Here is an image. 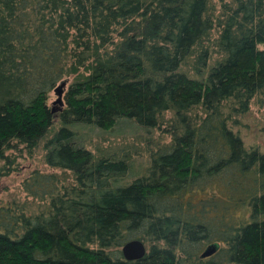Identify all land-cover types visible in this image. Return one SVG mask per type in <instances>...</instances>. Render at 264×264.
Instances as JSON below:
<instances>
[{"label":"trees","instance_id":"16d2710c","mask_svg":"<svg viewBox=\"0 0 264 264\" xmlns=\"http://www.w3.org/2000/svg\"><path fill=\"white\" fill-rule=\"evenodd\" d=\"M256 98L264 0H0V175L41 144L63 173L22 181L36 210L0 204V264H264V153L234 131ZM125 120L170 136L133 180L77 133Z\"/></svg>","mask_w":264,"mask_h":264},{"label":"rangeland","instance_id":"374dc122","mask_svg":"<svg viewBox=\"0 0 264 264\" xmlns=\"http://www.w3.org/2000/svg\"><path fill=\"white\" fill-rule=\"evenodd\" d=\"M212 36L211 41L205 44L213 55L209 61V66H213L218 59L214 51L215 47L212 46V41L216 36L214 33ZM194 59L195 57L187 59L181 69L191 77H195L193 71ZM57 100V94L51 92L48 105L51 108H58L59 104H54ZM166 117L168 118L169 114ZM238 119L239 126H236L234 131L240 135L245 147L257 149L264 153V99L256 98L252 100L248 113L239 116ZM58 126V123H56V128ZM77 133L84 147L94 156H116L127 159L131 166L129 180H133L145 169L149 162L150 152L157 151V148L170 142V136L163 133L162 130L143 131L133 122L126 120L121 121L113 132L96 130L91 127H79ZM8 156L13 161L9 168L13 169L14 166L15 171L6 176L0 175V204L16 203L24 205L27 209H38V202H35L31 197H27L23 192L22 181L35 170L44 173L62 174L61 176H63V173L46 166L44 162L45 151L42 144L31 153L20 150L19 152H9ZM4 165L3 162H0V173ZM145 247L148 250V246L145 245Z\"/></svg>","mask_w":264,"mask_h":264},{"label":"water","instance_id":"95a60500","mask_svg":"<svg viewBox=\"0 0 264 264\" xmlns=\"http://www.w3.org/2000/svg\"><path fill=\"white\" fill-rule=\"evenodd\" d=\"M58 100L54 104L62 105L60 87L56 90ZM54 111V109H53ZM215 247L209 246L201 255L202 258L208 257L215 252ZM146 247L140 240H131L125 243L121 248V254L126 261H136L142 259L146 255Z\"/></svg>","mask_w":264,"mask_h":264}]
</instances>
